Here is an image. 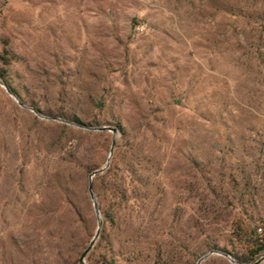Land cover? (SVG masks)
<instances>
[{"label":"rangeland","instance_id":"1","mask_svg":"<svg viewBox=\"0 0 264 264\" xmlns=\"http://www.w3.org/2000/svg\"><path fill=\"white\" fill-rule=\"evenodd\" d=\"M0 57V264H79L90 184L85 264H235L236 228L264 241V0H0ZM113 140L150 182L124 173L146 202L119 229L91 178Z\"/></svg>","mask_w":264,"mask_h":264},{"label":"trees","instance_id":"2","mask_svg":"<svg viewBox=\"0 0 264 264\" xmlns=\"http://www.w3.org/2000/svg\"><path fill=\"white\" fill-rule=\"evenodd\" d=\"M0 60L5 64L8 62V60L2 57H0ZM5 78V71L0 68V81L5 83L10 91L14 93V91L8 86ZM113 160L114 158L111 157L108 168L103 171L102 176L95 178V181L103 186L104 193L106 195V207L100 209L101 215L103 216V222H105V224L109 223V228L111 229H119L121 228V225H126L127 217L131 215L130 212L140 211V203L142 200L146 202L145 199L139 200L137 194H133L130 189V186L132 185L125 181L126 179L124 177V173L128 174L131 178L136 176L135 180H133V183H137V185L143 189L149 187L150 182L143 179V177L139 174H136V171L133 170V166H129L126 171L120 173L119 170L114 167ZM136 165H139L138 160ZM91 172H93V170ZM138 213L139 212H137L136 216H139ZM236 230L239 233L237 236L238 241L243 243V250L228 252L225 249H219V252L224 256L231 257L234 262L240 264H254L261 257V255H264V241L259 240L256 230L251 229L250 227H238ZM105 232L106 228L101 229V233L105 234ZM100 237L102 240H104L102 235ZM205 264L230 263L223 256H218L207 260Z\"/></svg>","mask_w":264,"mask_h":264},{"label":"water","instance_id":"3","mask_svg":"<svg viewBox=\"0 0 264 264\" xmlns=\"http://www.w3.org/2000/svg\"><path fill=\"white\" fill-rule=\"evenodd\" d=\"M103 130H111L114 134L116 132L115 129H106V128H103ZM115 147V140L112 141V146H111V149H110V152H109V159L112 157V154H113V149ZM108 163L109 161H107V164L105 166V168L101 169V170H98V171H95L91 174V178L94 177L97 173H101L103 172L105 169H107L108 167ZM88 191H89V196L92 200V203H93V208H94V211H95V214H96V217H97V230H96V233L93 237V239L91 240V242L89 243L88 247L84 250V252L81 254L80 256V259H79V264H85V258L87 256V254L90 252V250L93 248L96 240L99 238V234H100V230L102 228V220H101V217H100V213H99V209H98V205H97V202L95 200V196L93 194V187L92 185L90 184L89 187H88ZM214 252H210L207 256H205L203 259H201L198 264H200L205 258H207L209 255L213 254ZM264 261V255H262L254 264H261L262 262ZM233 263L235 264H240V263H237V262H234L232 261Z\"/></svg>","mask_w":264,"mask_h":264}]
</instances>
